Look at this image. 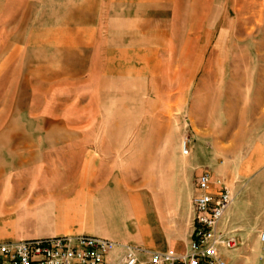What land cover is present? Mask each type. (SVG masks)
Instances as JSON below:
<instances>
[{
	"label": "rangeland",
	"instance_id": "obj_1",
	"mask_svg": "<svg viewBox=\"0 0 264 264\" xmlns=\"http://www.w3.org/2000/svg\"><path fill=\"white\" fill-rule=\"evenodd\" d=\"M138 6L121 30L130 45L122 73L108 77L125 97L102 99L96 116L103 129L112 128L113 145L97 148L109 161L83 164L81 172L65 164L64 186L47 191V208L12 217L2 212L0 224L18 220L5 229L19 233L37 231L45 220L68 233L121 241L146 223L155 243L181 252L189 241L195 177L206 169L215 188L224 182L234 193L241 185L234 201L242 219L237 245L227 254L248 257L260 244L264 173L256 179L241 172L238 180L236 159L246 164L264 145V0H142ZM11 14L0 19V46L12 37L9 24L20 21ZM104 90L108 97L110 88Z\"/></svg>",
	"mask_w": 264,
	"mask_h": 264
},
{
	"label": "crops",
	"instance_id": "obj_2",
	"mask_svg": "<svg viewBox=\"0 0 264 264\" xmlns=\"http://www.w3.org/2000/svg\"><path fill=\"white\" fill-rule=\"evenodd\" d=\"M141 1L0 0V19L13 18L11 13L17 12L15 18L20 20L14 28L9 24L6 32L12 37L0 46V213L11 216L20 210H44L47 191L64 186L65 164L81 172L83 164L109 161L97 148L113 145L108 132L112 128L106 124L103 129L96 116L102 99L114 94L125 97L121 90L113 91L116 83L108 77L122 73L126 60L122 62L121 56L130 45L122 40L121 30ZM135 52L143 60L138 46ZM104 88H110L108 97ZM257 146L246 164L236 159V179L243 172L256 179L264 173V145ZM237 187L232 192L234 201L237 191L241 192V185ZM234 201L224 220L235 230L242 219L240 203ZM11 217L0 224V242L80 234L109 239L94 233H68L45 220L37 231L21 228L18 233L5 229L19 225ZM138 226L137 236L126 234L122 242L109 240L168 250L167 245L155 243L148 224ZM238 252L232 257L226 252L227 264H264V259L259 260L264 257L261 243L248 257ZM119 258L120 252L115 251L105 264H119Z\"/></svg>",
	"mask_w": 264,
	"mask_h": 264
},
{
	"label": "built area",
	"instance_id": "obj_3",
	"mask_svg": "<svg viewBox=\"0 0 264 264\" xmlns=\"http://www.w3.org/2000/svg\"><path fill=\"white\" fill-rule=\"evenodd\" d=\"M182 154H188L186 143ZM218 183L213 190L206 169L197 175L189 200V241L181 252L157 251L80 234L0 242V264H105L115 251L120 252L119 264H227L225 254L237 245V240L224 216L235 195L224 182ZM262 216L257 238L264 245V210Z\"/></svg>",
	"mask_w": 264,
	"mask_h": 264
}]
</instances>
